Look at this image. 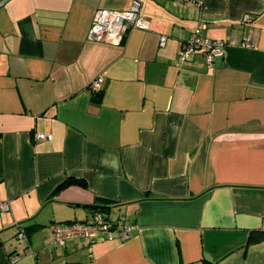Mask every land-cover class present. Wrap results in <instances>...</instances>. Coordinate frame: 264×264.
<instances>
[{"label":"crops","instance_id":"crops-1","mask_svg":"<svg viewBox=\"0 0 264 264\" xmlns=\"http://www.w3.org/2000/svg\"><path fill=\"white\" fill-rule=\"evenodd\" d=\"M133 1L0 0V264H264V0H136L147 29L89 38ZM200 24L223 54L177 64ZM103 204L127 239L51 243Z\"/></svg>","mask_w":264,"mask_h":264},{"label":"built area","instance_id":"built-area-1","mask_svg":"<svg viewBox=\"0 0 264 264\" xmlns=\"http://www.w3.org/2000/svg\"><path fill=\"white\" fill-rule=\"evenodd\" d=\"M140 4L134 0L131 5L124 10L97 8L92 16L89 26V38L100 40L109 44H116L120 41L121 34L130 28L147 29V21L139 14ZM205 24L198 25L189 36L181 43L177 54V64H184L195 53H201L208 65L213 59L223 54L226 42L219 39H212L202 34ZM166 37L159 38V44L163 45ZM235 44L234 40L228 42ZM243 45L250 46V42H243ZM102 78H95L90 84L91 93L101 90ZM36 137L45 139L43 134H36ZM9 208L7 201H0V212ZM264 226V218H263ZM135 226L118 219L112 222L107 219L104 211L92 212L85 221L72 222H52L48 225L50 241L53 245L64 246L70 239L84 238L89 242L97 237L113 238L118 236L127 239L130 231ZM18 238H26L23 231L16 235ZM17 256L13 257L15 260Z\"/></svg>","mask_w":264,"mask_h":264},{"label":"trees","instance_id":"trees-1","mask_svg":"<svg viewBox=\"0 0 264 264\" xmlns=\"http://www.w3.org/2000/svg\"><path fill=\"white\" fill-rule=\"evenodd\" d=\"M101 94H102V92H101V90L100 91H98V92H96V93H91V98L93 99V100H95V101H98L99 99H100V97H101ZM67 181H69V180H67ZM66 181V182H67ZM65 182V183H66ZM92 207H94V209L92 210V212H94V211H106V209L108 208L106 205H93ZM91 212V213H92ZM88 218V217H87ZM87 218H85L84 220H82V221H85ZM72 222V221H71ZM33 228L32 226H29V227H22L21 225H18V232L19 231H23L24 233L26 232V229H29V228ZM17 232V233H18ZM262 238H264V230H257V231H253L252 232V236H251V240H253V241H259L260 239H262Z\"/></svg>","mask_w":264,"mask_h":264}]
</instances>
